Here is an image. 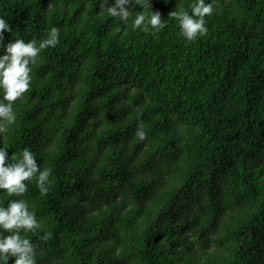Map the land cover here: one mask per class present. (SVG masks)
I'll return each mask as SVG.
<instances>
[{
	"label": "trees",
	"instance_id": "1",
	"mask_svg": "<svg viewBox=\"0 0 264 264\" xmlns=\"http://www.w3.org/2000/svg\"><path fill=\"white\" fill-rule=\"evenodd\" d=\"M151 2L159 31L133 26L141 4L0 0L5 43L60 29L0 133L51 169L47 193L0 189L37 213L36 264H264V0H215L191 41L170 12L192 0Z\"/></svg>",
	"mask_w": 264,
	"mask_h": 264
},
{
	"label": "clouds",
	"instance_id": "2",
	"mask_svg": "<svg viewBox=\"0 0 264 264\" xmlns=\"http://www.w3.org/2000/svg\"><path fill=\"white\" fill-rule=\"evenodd\" d=\"M136 4H141L145 10L136 14L134 27L159 31L165 26L160 11L147 10L152 6L151 0H113L111 3L104 0L102 8L106 5L111 16L127 22L132 15L131 8ZM214 5L215 0H192L191 12L177 8L170 14L178 18L183 35L191 41L208 31L206 15L214 12ZM5 30L13 32V27L6 16L0 15V49H4L0 54V90L3 92L0 98V133L4 132L6 122H15L14 102L31 87V65L36 62L38 54L42 49L60 42L57 26H52L47 37L39 41L35 38H16L5 43ZM116 30H120L119 25ZM137 135L141 139L146 137L143 126L138 128ZM50 173L48 167L41 169L31 149H23L18 157L15 154L9 157L8 147L0 145V189L13 194L25 193L28 190L26 181L38 174V186L43 193H47L51 183ZM40 227L37 213L27 199H12L6 206L0 203V264H8L12 256L16 257L13 264H36L35 245L22 233ZM49 235L46 233L44 239Z\"/></svg>",
	"mask_w": 264,
	"mask_h": 264
}]
</instances>
